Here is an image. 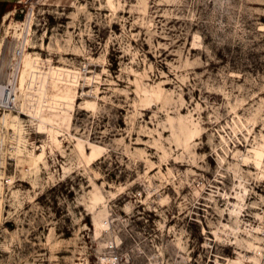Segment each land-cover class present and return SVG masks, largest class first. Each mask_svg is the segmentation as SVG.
<instances>
[{
  "label": "rangeland",
  "instance_id": "obj_1",
  "mask_svg": "<svg viewBox=\"0 0 264 264\" xmlns=\"http://www.w3.org/2000/svg\"><path fill=\"white\" fill-rule=\"evenodd\" d=\"M109 242L264 264V0L0 3V264Z\"/></svg>",
  "mask_w": 264,
  "mask_h": 264
},
{
  "label": "built area",
  "instance_id": "obj_2",
  "mask_svg": "<svg viewBox=\"0 0 264 264\" xmlns=\"http://www.w3.org/2000/svg\"><path fill=\"white\" fill-rule=\"evenodd\" d=\"M17 53L18 50H17ZM94 264H132L119 249L116 242H109L105 251L97 258Z\"/></svg>",
  "mask_w": 264,
  "mask_h": 264
},
{
  "label": "crops",
  "instance_id": "obj_3",
  "mask_svg": "<svg viewBox=\"0 0 264 264\" xmlns=\"http://www.w3.org/2000/svg\"><path fill=\"white\" fill-rule=\"evenodd\" d=\"M17 0H0V2H5L6 4H10L16 2Z\"/></svg>",
  "mask_w": 264,
  "mask_h": 264
},
{
  "label": "bare ground",
  "instance_id": "obj_4",
  "mask_svg": "<svg viewBox=\"0 0 264 264\" xmlns=\"http://www.w3.org/2000/svg\"><path fill=\"white\" fill-rule=\"evenodd\" d=\"M4 93V92H3ZM9 95V94H8ZM3 98V97H2ZM11 98V97H10ZM7 99V93L4 94V99L3 102H5V100ZM2 102V101H1Z\"/></svg>",
  "mask_w": 264,
  "mask_h": 264
},
{
  "label": "trees",
  "instance_id": "obj_5",
  "mask_svg": "<svg viewBox=\"0 0 264 264\" xmlns=\"http://www.w3.org/2000/svg\"><path fill=\"white\" fill-rule=\"evenodd\" d=\"M0 3H2V4H6L5 2H0Z\"/></svg>",
  "mask_w": 264,
  "mask_h": 264
}]
</instances>
